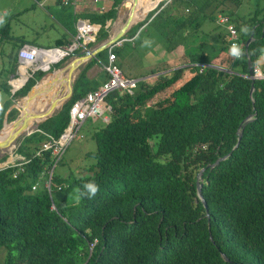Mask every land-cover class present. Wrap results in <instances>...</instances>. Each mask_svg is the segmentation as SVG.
<instances>
[{"label": "trees", "instance_id": "16d2710c", "mask_svg": "<svg viewBox=\"0 0 264 264\" xmlns=\"http://www.w3.org/2000/svg\"><path fill=\"white\" fill-rule=\"evenodd\" d=\"M121 1L90 14L99 28L87 47L107 37L105 21ZM242 1L162 0L131 26L120 45L144 26L147 39H157L165 52L181 46L186 64L160 73L168 65L158 61L148 72L127 76L157 73L137 80L130 93L114 90L105 97L107 119H97L94 150L86 152L93 162L78 174L51 171L47 192L41 170L50 153L39 151L40 143L62 133L71 103L94 88L85 69L101 54L106 59L107 50L85 62L69 99L16 139L13 154L19 158L0 168V264H264V78L242 76L247 60L256 63L264 47V0L232 18ZM217 14L229 18L242 46L251 37L246 56L234 60L236 71L223 70L231 65L224 59V28L210 36L199 28ZM184 70L193 73L189 82L173 87ZM42 74L34 71L11 94L0 109V126L11 99L23 96ZM163 91L168 97L155 104L168 100L166 105H148ZM16 114L11 109L6 121ZM88 180L100 191L75 205V190Z\"/></svg>", "mask_w": 264, "mask_h": 264}, {"label": "rangeland", "instance_id": "374dc122", "mask_svg": "<svg viewBox=\"0 0 264 264\" xmlns=\"http://www.w3.org/2000/svg\"><path fill=\"white\" fill-rule=\"evenodd\" d=\"M128 5L129 3H127L126 6ZM237 7L238 8L234 11V13L231 14L232 18H238L240 16L244 17L248 12L253 11L256 8L254 4V0H244ZM121 9H122L123 14L120 17V22L122 23L126 17L127 10L123 9L122 7ZM47 11L49 10H46L45 6L39 7L36 3H33V0H0V18L3 19V23H0V28L4 26L3 24L6 23L4 27L5 28L4 32H6L5 35H3V32L0 31V109L2 105L4 104L5 100H9L11 96V89L7 87L4 88V85L7 84L6 78L8 77L10 72L14 71V67H13L14 65L11 62V60H12L13 53L15 52L16 45L18 44V37L21 40H24L27 42L33 41L32 43L35 44L37 47L38 46L40 47L51 46L50 45L52 43L51 38L53 39L54 37H59V34H56V33L59 31V29L61 30V28H59L56 25V23L53 21L52 18L44 15L46 14L45 12ZM50 13L53 14L52 12ZM61 15H62V19L64 20V22L67 24L65 27L69 29L71 27V10L68 9L67 6H63L61 10ZM199 28L201 29L202 32L208 33L209 36H210V32L212 31H213V34H216L217 32L224 33L222 25H219V24L217 25L216 17L215 18L209 17L208 19L203 20ZM60 32L61 31H59L58 33ZM142 35L143 33L141 34V36ZM15 38H17V41H14ZM149 40H152V39H147V43L145 42L147 45V49L150 46H152V45H149L150 43ZM50 41L51 43H49ZM109 48H111V51L114 54L121 55L122 57L121 61L117 60L116 62L120 64V69L122 71V74L125 77L131 76V74H133L136 70L135 66L137 64L136 58H138V54L136 53L129 54L131 48L129 47L128 42L124 43L121 48H113L112 46H110ZM142 54L143 53H141V55ZM152 54H153V51H151L149 55L145 54V58L150 59L152 57ZM157 55L159 54L155 53V57H158ZM69 57L71 56L63 55L62 57H60L58 61L60 60H63V61L60 62V66L58 68L63 66L64 63L68 61ZM97 58H98L97 61L99 62L106 61V59L104 58V54H101V56ZM224 59H227L228 61L231 62V65H229L231 66V70L236 69L237 61L231 60L227 58V56H225ZM256 60L258 64L260 65L263 64L264 50L258 56ZM16 61H17V57H16ZM16 61H15V64H16ZM184 62H182V64H186ZM30 64H32L31 66H28L30 68L37 65L36 62H31ZM169 67L170 65H168V68ZM54 69H57V68H54ZM37 78L35 77V82ZM186 85L187 84H184V86ZM59 89L61 91V87H59ZM166 97H168L167 94L158 93L153 100L148 102V105L153 104L154 107H162L167 104L168 100L160 101V102H157L156 104H155V101L158 99L163 100ZM44 103H45V105L43 104L44 106L48 105L47 104L48 101ZM94 124L95 126H97L99 124V120H97V122H95ZM95 126L91 124L89 119L83 122V124L81 125L77 133L81 136V138H73L65 146L63 152L61 153L59 160L55 164V167L52 169V172L55 175L56 174L64 175L66 172H69L70 174H78L80 170H82V167L93 162L92 157L90 155H87L86 152H91L94 150V142H93L91 133ZM34 128L35 127H32V129ZM9 148L11 149V147ZM10 149L4 148L0 150V157L6 156L4 161H6L8 157L11 158L10 155L12 156L13 159L19 158L16 154H13L15 147L12 148L11 150ZM2 163H0V165ZM52 196L55 197L56 194L53 193Z\"/></svg>", "mask_w": 264, "mask_h": 264}, {"label": "crops", "instance_id": "0c3cea01", "mask_svg": "<svg viewBox=\"0 0 264 264\" xmlns=\"http://www.w3.org/2000/svg\"><path fill=\"white\" fill-rule=\"evenodd\" d=\"M111 1L112 0H100L98 3L93 4L91 2V0H76L73 6L69 5L67 7H68V9L71 10V19L73 18V20L74 19L75 20H77V19L86 20V21L90 22L94 26V28H95V30L97 32L99 26L96 25L94 22H92L90 20V14H95V13L99 12L98 10L100 9V7H102L103 9L108 8L111 5ZM122 2H123V0L120 3H122ZM33 3H36L39 7H44L45 6L46 10H49V11L45 12L46 14H44V15L45 16H49L50 18H52L53 21L56 23V25L59 28H61V30L59 29V31H61V32L58 33L59 32L58 31L56 33V34H59V37H54L53 39L51 38L52 43H51V41L49 42V43H51L50 44L51 46H47V47L38 46V48L47 49V48L52 47V48H58L60 51H65L64 50L65 48H63V47H66L70 43L71 37L73 36V34L75 32V27H74L75 20H74V22L72 23V26H71L72 30H70V28L67 29L65 27L67 24L62 19V15H61L62 7L60 6V4L58 3L57 0H33ZM128 8H129V5L126 8H123V9L128 10ZM50 12H52L53 14H51ZM122 14L123 13H122L121 5L119 4L116 7V12H115L114 18L105 21L104 26L108 29L107 36L113 30H115L116 28H118L120 26V23H121L120 22V17L122 16ZM111 23H113L112 26H110ZM3 25L5 26L6 23L3 24ZM144 28H145L144 26L140 27L138 29V31L136 32L134 39L132 41H127L128 44H129V47L131 48L129 54H132V53L138 54V58H136L137 64L135 66L136 67L135 72H137V71L142 72V73L148 72L150 67L153 66L158 61L160 63H162V64L170 65L169 68H166L163 71H159L160 73L168 72V71H170L173 68H181V67L184 66V64H182V62L186 61V57L183 55V50H182L181 46H177L175 49H173L170 52H165L164 49L162 48V46L159 44L158 40L155 39V38H152V40H149L150 41L149 45H152V46H150L147 49V45H146L145 42H147L146 39H147L148 31L147 30L144 31ZM1 31L3 32V35H5L6 32H4V27H3V30H1ZM142 33H143V35L141 36ZM16 37H18V36H16ZM105 38H107V37H105ZM105 38H103V39H105ZM103 39H101L100 41L92 44L88 48L90 49L93 45L100 43ZM14 41H17V38H15ZM32 42L33 41L27 42V41L21 40L18 37V44L16 45V49H15V52L13 53L12 60H11V62L14 65L13 66L14 67V71L10 72V74L6 78L7 84H5V86L7 88L11 89V94L13 92H15L17 89H19L24 84L25 81L23 82V77L28 78L31 75V73L36 71L35 69H36L37 66H39L38 64L41 65V62H38V59L36 58L37 59L36 64L37 63L38 64L36 66L32 67V68L28 67V66L32 65L30 63L25 65V70H24L25 72L22 73L23 75L20 74L19 67H18L17 61H16V51H17L18 47L22 46V45H29V46L37 47ZM120 42H125V39L121 38ZM56 43H58L59 46H56ZM155 43H157V44H155ZM154 44H155V46H154ZM122 46H123V44L119 45L118 47H115V46H112V47L113 48H121ZM141 49H142V51H141ZM108 50L111 51V48H109ZM263 50H264V47L262 49V52H263ZM151 51H153L152 57L150 59L145 58V54L149 55V53H151ZM51 52L52 51H50L49 53L51 54ZM226 52H227V49H226ZM82 53H83V50L79 49V50H76L74 52L73 56L80 55ZM141 53H143V54L141 55ZM155 53L159 54V55H157L158 57H155ZM114 55H115V62L117 60L121 61L122 57H121L120 54H114ZM45 56H47V55H43L40 58L43 61V64L47 61V58L45 59ZM226 56H227V58L233 60L228 54ZM55 58H57V59H55ZM59 58L60 57L53 56V59H55L56 61H58ZM69 59H71V57H69ZM50 60H48L47 62H49ZM88 60L82 62V64L75 70L73 78H72V82H73L74 78L76 77V75L78 74V72L84 67L85 62H87ZM15 61H16V64H15ZM116 63H118V62H116ZM184 63H186V62H184ZM49 64H50V66L53 65L51 63H49ZM257 65L259 66L260 71L263 72L264 71V62H263L262 65H260L258 63H257ZM216 67H218V66H216ZM17 70H18V72H17ZM48 70H50V69H48ZM52 70H55V69L53 68ZM224 70H227L228 72L236 71V69L231 70V66L229 67V69H224ZM142 73H139V75L142 74ZM155 74H157V73H155ZM155 74H152V75L149 74V75L143 76L142 78L138 77V78H136V80L147 79V78H150L151 76H154ZM192 74L193 73H191L190 71L184 70L182 75H181V77H180V79L175 83L176 86H174V87L178 88L182 84H184V83L186 84L187 83L186 81H188L192 77ZM20 75H21V77H20ZM84 75H85V78L89 81V86H92V87H96L97 85H99L102 82V80L106 77V73H105L104 69L102 67H100V65L98 64V61L92 63L89 67H87L85 69ZM122 76L125 77L123 74H122ZM125 78H127V77H125ZM166 91H170V90H166ZM164 93L166 94L167 92L163 91L160 94H164ZM18 99H19V97H18ZM17 100L11 99V104L5 109V111L3 113L4 115H6L11 109H14V108H10L7 111V109L9 107H12L16 103ZM6 103H7V100H5V102L2 105V107L5 106ZM5 112H6V114H5ZM3 114H2V116H3ZM3 118L5 119V116H3ZM1 119H2V117H1ZM89 120H90L91 124L95 126L94 123L97 122V119H89Z\"/></svg>", "mask_w": 264, "mask_h": 264}, {"label": "built area", "instance_id": "2783aa9c", "mask_svg": "<svg viewBox=\"0 0 264 264\" xmlns=\"http://www.w3.org/2000/svg\"><path fill=\"white\" fill-rule=\"evenodd\" d=\"M61 7L63 6H73L76 0H57ZM100 0H91L93 4L98 3ZM102 7H100L101 9ZM99 9V10H100ZM186 11V10H185ZM216 23L222 25L227 34V54L233 59H240L243 55L244 48L241 43L238 42L236 30L233 24L229 21V18L223 14L216 16ZM75 33L71 37L70 43L65 47V51H60L63 55H73V52L82 49L86 52V45L94 41L95 28L86 20L77 19L74 22ZM235 44L241 50V56L239 58L233 57L230 54L229 49ZM120 41H117L113 46L118 47ZM26 52H23V50ZM67 51V52H66ZM36 51L32 46L22 45L18 48L16 52L17 65L22 66L21 63L25 62L26 65L33 62L35 58ZM24 61H23V60ZM115 62V55L111 51H107L106 61L98 62L100 67H102L106 73V78L101 84L94 87L91 91L85 93L81 98L75 100L68 108L67 111V125L64 131L56 138L53 139L50 135H46V138L40 143L39 151H48L50 153L49 164L45 169L41 170L42 174H46V177L41 181V184L50 192L51 183V171L55 167V164L59 160L61 153L63 152L65 146L73 138H81L78 133L79 128L86 119H107V112L109 111V106L105 102V97L114 90H124L131 92L135 88L137 80L126 79L122 76L120 69L117 67ZM255 63L252 68V78L253 79H263L264 72H261L259 67ZM25 72V71H24ZM16 171L21 170V162L16 163ZM16 172L12 175L14 177ZM35 184L31 187L33 189ZM55 188V187H54ZM56 189H59L56 187ZM52 208V206H51Z\"/></svg>", "mask_w": 264, "mask_h": 264}, {"label": "water", "instance_id": "95a60500", "mask_svg": "<svg viewBox=\"0 0 264 264\" xmlns=\"http://www.w3.org/2000/svg\"><path fill=\"white\" fill-rule=\"evenodd\" d=\"M139 1L140 0H123V2L120 3L122 8H126L127 3H129V8L126 12L124 21L120 23V26L113 30L107 36V38L103 39L100 43L93 45L86 52L71 57L68 62H65L63 66L55 70H48L50 66L49 63L53 64L56 61L52 59L49 62L44 63V65H39L36 67L35 70L43 71L44 74L27 90V92L23 96L19 97V99L12 107H9L7 109V111L10 108H14L17 110V114L14 116L13 120L7 122L3 118V116L5 115L3 114L2 116L3 120L0 126V150L10 146L11 149L14 148L16 139L30 134L32 132V127H35L38 123L43 122L48 118L49 115H54L55 113H57V111L60 110L62 105L71 96L72 78L75 70L82 64V62L94 57L96 54L101 52V50L108 49L110 46L123 38L126 32L131 28V26L142 21L146 17L147 13L151 10H154V7L158 4L159 1L162 0H156L152 9L148 10L143 15L138 17L143 10L138 7ZM112 25L113 23H111L110 26ZM250 40L251 37L247 38L244 42V51H246V47ZM33 49L36 51V58L38 59V62L42 61L40 59L42 55L47 54L50 51H59L57 48L52 47L42 49L34 46ZM247 61V72L243 77L252 81L253 78L251 68L253 65L249 60ZM26 79V77H23V82L26 81ZM59 87H61V91ZM251 90L252 88L250 87L249 92H251ZM44 99L48 101V105L46 106V108L38 111L35 107L37 106V104H41V101ZM239 137L240 132L238 131L237 141ZM9 159L10 158L8 157L7 160ZM7 160L0 165V168L5 166ZM199 188L200 183L198 182L196 185L198 196H200Z\"/></svg>", "mask_w": 264, "mask_h": 264}, {"label": "clouds", "instance_id": "9594fccd", "mask_svg": "<svg viewBox=\"0 0 264 264\" xmlns=\"http://www.w3.org/2000/svg\"><path fill=\"white\" fill-rule=\"evenodd\" d=\"M81 20H83V19H81ZM76 21V20H75ZM0 23H3V19L2 18H0ZM90 23V22H89ZM91 24V23H90ZM75 33V32H74ZM95 34H96V30H95ZM74 35V34H73ZM95 38V37H94ZM121 40V39H120ZM119 40V41H120ZM94 42V41H93ZM92 43V42H91ZM147 43V42H146ZM89 44V43H88ZM87 44V45H88ZM87 45H86V49L88 50L89 48L87 47ZM114 45V44H113ZM112 45V46H113ZM21 47V46H20ZM32 47H34V46H32ZM58 49V48H57ZM109 49V48H108ZM108 49H106V50H108ZM59 50V49H58ZM60 51V50H59ZM229 51H230V54L233 56V57H236V58H239L240 56H241V50H240V48L237 46V45H235V44H233L232 46H231V48L229 49ZM17 52V51H16ZM75 52V51H74ZM74 52H73V54H74ZM84 53V52H83ZM106 54H107V52H106ZM63 56V55H62ZM69 56H73V55H69ZM99 62V61H98ZM257 63V62H256ZM255 64V63H254ZM253 64V65H254ZM215 66V65H214ZM216 67V66H215ZM219 68V67H218ZM220 69H222V68H220ZM224 70V69H223ZM225 71H227V70H225ZM262 72V71H261ZM264 72V71H263ZM244 75H246V74H244ZM244 75H242V76H244ZM106 78V77H105ZM254 80V79H253ZM67 125V124H66ZM66 128V127H65ZM64 128V129H65ZM64 129H63V131H64ZM62 131V132H63ZM10 159L9 160H7V162H6V164H8V163H12V161H13V158H12V156L10 155ZM2 163V162H1ZM18 163V162H17ZM5 164V165H6ZM100 191V189H99V185L94 181V180H88V181H84L76 190H75V195H74V199H73V203L75 204V205H79L80 204V202H81V200L82 199H93V198H95L96 197V195L98 194V192Z\"/></svg>", "mask_w": 264, "mask_h": 264}, {"label": "bare ground", "instance_id": "6f19581e", "mask_svg": "<svg viewBox=\"0 0 264 264\" xmlns=\"http://www.w3.org/2000/svg\"><path fill=\"white\" fill-rule=\"evenodd\" d=\"M156 2V0H140L139 1V3H138V7H140L141 9H143L142 11H141V13H140V15L138 16V17H140L141 15H143L145 12H147L148 10H150V9H152V7L154 6V3ZM144 11V12H143ZM143 12V13H142ZM23 52H26V50L24 49L23 50ZM35 54V53H34ZM44 55H47V56H45V59L47 58V61L48 60H50V59H53V56H55V57H61L62 55H63V53L62 52H60V51H53V52H51V54L48 52L47 54H44ZM43 56V55H42ZM50 56V57H49ZM35 58H36V54H35ZM55 59H57V58H55ZM54 59V60H55ZM23 60V59H22ZM24 61V60H23ZM37 61V59H34V61L33 62H36ZM46 61V62H47ZM45 62V63H46ZM38 64V63H37ZM21 65L22 66H20L19 67V71H20V74L21 75H23L22 73L24 72V70H25V65H26V63L25 62H22L21 63ZM38 65H40V64H38ZM41 65H44L43 64V61H41ZM40 65V66H41ZM21 75H20V77H21ZM47 100H42L41 101V104H38V106H36L35 108L39 111V110H42V109H44V108H46V106H44L45 105V103L44 102H46ZM44 104V105H43ZM48 104V103H47ZM11 147V146H10ZM7 148H9V147H7ZM8 153V152H7Z\"/></svg>", "mask_w": 264, "mask_h": 264}]
</instances>
